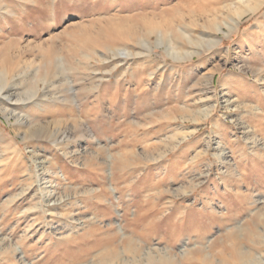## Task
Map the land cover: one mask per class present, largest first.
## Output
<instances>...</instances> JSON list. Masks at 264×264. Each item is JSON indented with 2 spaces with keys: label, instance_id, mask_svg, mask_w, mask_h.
<instances>
[{
  "label": "rangeland",
  "instance_id": "rangeland-1",
  "mask_svg": "<svg viewBox=\"0 0 264 264\" xmlns=\"http://www.w3.org/2000/svg\"><path fill=\"white\" fill-rule=\"evenodd\" d=\"M241 1L0 0V264H264V3L167 50Z\"/></svg>",
  "mask_w": 264,
  "mask_h": 264
},
{
  "label": "bare ground",
  "instance_id": "bare-ground-1",
  "mask_svg": "<svg viewBox=\"0 0 264 264\" xmlns=\"http://www.w3.org/2000/svg\"><path fill=\"white\" fill-rule=\"evenodd\" d=\"M261 3H264V0H243L240 2V4L229 5L227 10L232 13V15L229 14L220 21H209L208 25L205 26L206 29H211V31H213L211 34L200 32L201 34L199 36L189 41L191 46L188 50L181 52L177 51L172 46L174 44H167V50L173 54L174 60L191 59L193 56L200 54L202 50H205V48H211L213 46L219 45L222 41V38L218 37L217 34L221 33L224 36H230L231 32L239 26L240 19L243 18L244 15L254 11ZM224 27L227 28L226 31L224 30ZM164 39L165 38H163V35L159 34L157 41L163 42ZM147 46L150 49L151 46L149 42H147ZM9 72L4 69L0 70L1 83L7 82ZM208 78H211V76ZM39 128L40 127H38V129ZM25 137L42 139L45 138V134L41 130L30 129L28 132H25Z\"/></svg>",
  "mask_w": 264,
  "mask_h": 264
}]
</instances>
